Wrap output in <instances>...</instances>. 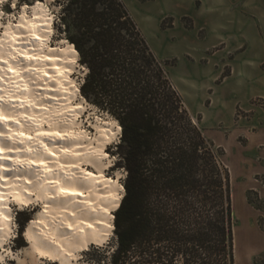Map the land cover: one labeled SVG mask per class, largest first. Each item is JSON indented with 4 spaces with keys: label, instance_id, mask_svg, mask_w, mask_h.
I'll use <instances>...</instances> for the list:
<instances>
[{
    "label": "bare ground",
    "instance_id": "obj_1",
    "mask_svg": "<svg viewBox=\"0 0 264 264\" xmlns=\"http://www.w3.org/2000/svg\"><path fill=\"white\" fill-rule=\"evenodd\" d=\"M7 1L0 3V264H82L84 251L116 237L126 191L121 172L108 175L113 160L106 150L122 127L98 116L90 134L80 120L93 109L74 74L88 69L68 40L52 43L56 17L47 2L4 21ZM16 205L40 207L26 230L25 257L7 247Z\"/></svg>",
    "mask_w": 264,
    "mask_h": 264
},
{
    "label": "trees",
    "instance_id": "obj_2",
    "mask_svg": "<svg viewBox=\"0 0 264 264\" xmlns=\"http://www.w3.org/2000/svg\"><path fill=\"white\" fill-rule=\"evenodd\" d=\"M63 4L64 34L88 69L80 93L122 127L117 151L127 172L126 193L115 213L117 247L110 264H168L166 241L177 243L174 255L191 257L209 238L217 243L210 249L235 264L231 172L210 152L214 143L194 122L169 78L167 62L156 56L122 0ZM171 195L211 201L215 214L209 227L179 229L184 217L165 213ZM101 248L107 257L108 248Z\"/></svg>",
    "mask_w": 264,
    "mask_h": 264
},
{
    "label": "rangeland",
    "instance_id": "obj_3",
    "mask_svg": "<svg viewBox=\"0 0 264 264\" xmlns=\"http://www.w3.org/2000/svg\"><path fill=\"white\" fill-rule=\"evenodd\" d=\"M37 0H8V2L1 5L3 15V20L6 21L7 18L11 17L12 20H16L19 17L22 8L26 5H32ZM47 2L50 6L51 13L56 17V22L54 24V37L52 40L53 44H59L60 40H67L64 34V27L61 22L62 9L64 2L66 0H40ZM131 3L134 9L141 8L145 4H153L154 0H128ZM156 3V2H155ZM162 24L165 25L166 32L158 31L159 39L156 35L151 38L152 45L158 55L160 56L163 62H167L166 69L168 71L169 78L173 83L177 91L183 89L184 92L187 91L188 86H193L197 82L195 77H191L187 82L182 81V67L181 64L187 63L189 69H191L192 74L195 72V64L198 66L200 63L203 66L210 68V71L214 74L212 85L222 84L227 81L230 76L235 72L233 62L229 60L228 57H223L222 60H213V56L217 54L216 50H209L207 52H202L205 55L204 58H196L192 51L178 50L176 52H170L163 43V37L170 32L174 40L179 39L180 36L186 39H192V41L202 39L204 32H197L195 29V20L190 15L178 16L166 15L162 18ZM195 42V41H194ZM180 64V66H181ZM184 64V65H185ZM186 66V65H185ZM84 67V66H83ZM86 68V67H84ZM264 71V66L261 67ZM87 71V70H86ZM87 72L76 73V78L83 80ZM191 110L193 111V119L195 123H198V126L202 129V123L200 122L199 116L196 114L197 111V101L189 100L186 101ZM89 103V102H88ZM211 99H208L205 104L209 105ZM90 104V103H89ZM92 105V104H90ZM91 116L84 114V121L86 122L84 126L90 134H95L96 130L91 121H95L98 116L104 120L114 119L109 113L99 110L96 106L92 105ZM95 109V110H94ZM261 113H264V98L257 97L252 99L249 102V109L237 106L235 113L233 115H226V122L223 124H210L209 130L205 131V136L214 143V147L210 149L212 154H217L224 161L229 170L234 168V159L230 155V148L226 143H229V139L232 138L236 144L237 152L235 151V157L238 156V153L241 154V157L249 150L248 141L250 136L259 133L260 124L250 125L253 123H262ZM109 116V117H108ZM218 117H215L217 120ZM80 120H82L80 118ZM90 120V121H89ZM94 128V129H93ZM214 140L217 142L215 143ZM121 140V139H120ZM119 141L113 142V145L106 150L112 156L113 167L108 171V175L116 177L118 172L122 173L120 178L121 183L123 184L124 172L126 171L123 166L118 164L120 157L117 151ZM112 144V143H111ZM264 149V146L258 147V153ZM239 150V151H238ZM245 152V153H244ZM260 156V155H259ZM237 158V157H236ZM244 160V158H241ZM244 163V161H242ZM231 168V169H230ZM90 169V168H89ZM231 172V171H230ZM246 169L242 164L238 170L233 169L231 172L232 177V188H233V204H234V218L236 227L234 230L235 233V264H264V239L259 237L256 234L254 226L258 230L264 232V174L257 175L253 177V182L256 184L257 189L246 191L247 187V177ZM212 202L203 201L200 197L193 196L192 198L180 201L177 200L173 195L168 197L167 206L165 213L172 217L176 212L181 214L184 219L177 225L179 229L183 231L187 230H197L200 228H208L210 223V218L215 214ZM26 208L25 210H19L17 206H13L14 214V225L15 233L7 243V247H11L15 252L19 253L21 257H25V251L30 247L29 240L26 236V230L28 225L34 221L37 217V213L40 207L34 205ZM36 209V211H35ZM177 228L175 226L171 229ZM177 245L176 242L168 240L164 243L166 246L165 250V259L168 264H186L185 261L188 260L189 264H228L225 256L218 252H215L210 249V247H215L217 245L214 238H209L205 246L200 248L197 246L198 252L196 255L188 257L186 255L179 254L174 255V248ZM157 246V245H156ZM192 246H195L192 244ZM107 247L108 256H104L102 253V248L98 250L97 248ZM117 240L116 237H112L106 244L102 246L93 245L90 249L82 253V264H110V254L116 249ZM258 254V255H257ZM254 256H256L254 258ZM11 261H14L13 264H18L16 260L8 258L6 264H12ZM40 264H56L50 260H43Z\"/></svg>",
    "mask_w": 264,
    "mask_h": 264
},
{
    "label": "crops",
    "instance_id": "obj_4",
    "mask_svg": "<svg viewBox=\"0 0 264 264\" xmlns=\"http://www.w3.org/2000/svg\"><path fill=\"white\" fill-rule=\"evenodd\" d=\"M122 1L160 60L151 38L156 35L159 39L158 31L166 32L161 22L164 16L170 14L175 17L190 15L195 20L196 31L204 32L203 38H197L195 42L182 36L174 40L172 34L167 33L163 37V43L170 52L192 51L201 61L205 55L202 52L216 50L214 61L228 57L233 62L234 74L227 81L215 86L212 85L214 74L210 68L201 63L199 66L195 64V72L192 74L187 63L184 62L185 66L179 62L178 67H182V81L187 82L195 77L198 83L188 86L185 92L183 89L178 92L192 116L193 111L186 101H197L196 114L205 131L209 130L210 124L226 122L225 116L233 115L238 105L249 109L252 99L264 98V71L261 69L264 66V0H154L150 5L144 3L139 10L134 9L128 0ZM208 99H211L209 105L205 104ZM261 115L264 121V113ZM215 117H218L217 120ZM257 124L261 126L260 132L250 136L249 150L244 152V157L240 153L235 157L237 146L232 138L226 143L234 159L233 169L238 170L242 164L245 166L248 182L246 191L256 190L253 177L264 174V149L259 153L257 150L264 146V122L250 123L255 126ZM213 141L217 142L214 139ZM233 169L230 170L232 173ZM261 194L264 195L262 192ZM253 228L264 239V232L255 226Z\"/></svg>",
    "mask_w": 264,
    "mask_h": 264
},
{
    "label": "snow or ice",
    "instance_id": "obj_5",
    "mask_svg": "<svg viewBox=\"0 0 264 264\" xmlns=\"http://www.w3.org/2000/svg\"><path fill=\"white\" fill-rule=\"evenodd\" d=\"M4 2V0H0V3H3ZM45 135H48V133H44Z\"/></svg>",
    "mask_w": 264,
    "mask_h": 264
}]
</instances>
